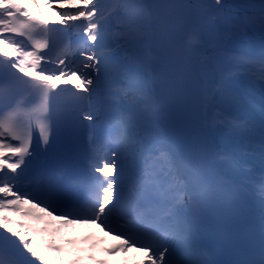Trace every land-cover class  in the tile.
Returning <instances> with one entry per match:
<instances>
[{
	"label": "snow or ice",
	"instance_id": "snow-or-ice-1",
	"mask_svg": "<svg viewBox=\"0 0 264 264\" xmlns=\"http://www.w3.org/2000/svg\"><path fill=\"white\" fill-rule=\"evenodd\" d=\"M0 264H264V0H0Z\"/></svg>",
	"mask_w": 264,
	"mask_h": 264
},
{
	"label": "rangeland",
	"instance_id": "rangeland-1",
	"mask_svg": "<svg viewBox=\"0 0 264 264\" xmlns=\"http://www.w3.org/2000/svg\"><path fill=\"white\" fill-rule=\"evenodd\" d=\"M49 18H54L50 15ZM89 230V231H94L96 230L97 228H87V227H76L74 230H69L66 232V237H71V238H76V239H82L85 234H84V230ZM80 247H87L86 244H81ZM133 255L135 258H141V255L139 253H135V252H129L128 255Z\"/></svg>",
	"mask_w": 264,
	"mask_h": 264
},
{
	"label": "bare ground",
	"instance_id": "bare-ground-1",
	"mask_svg": "<svg viewBox=\"0 0 264 264\" xmlns=\"http://www.w3.org/2000/svg\"><path fill=\"white\" fill-rule=\"evenodd\" d=\"M84 234H85V235H88V234H95V235H97V236H103V233L100 232L99 229H96V230H94V231H92V232L89 231V230H86V229H85V230H84ZM107 242H108V243H114L115 241H113L112 238L109 237V238H107ZM128 257H129V258H132V257H134V256L130 254V255H128ZM121 258H122V257L118 256V257H114V258H112V259H121ZM135 259L138 260V259H140V258H135Z\"/></svg>",
	"mask_w": 264,
	"mask_h": 264
}]
</instances>
